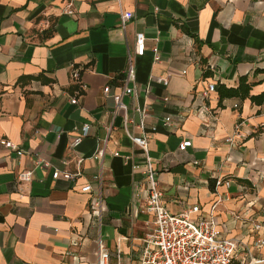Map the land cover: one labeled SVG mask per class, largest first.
I'll return each mask as SVG.
<instances>
[{
  "label": "crops",
  "instance_id": "crops-1",
  "mask_svg": "<svg viewBox=\"0 0 264 264\" xmlns=\"http://www.w3.org/2000/svg\"><path fill=\"white\" fill-rule=\"evenodd\" d=\"M120 10L133 13L124 29ZM137 32L145 35L139 55ZM128 49L135 67L128 86L136 95L123 101L134 123L140 107L146 128L155 127L149 155L165 205L172 212L194 203L207 210L221 196L215 221L228 235L246 233L235 214L264 224V101L226 97L219 105L217 91L219 84L235 87L242 75L254 82L250 94L264 91V0H120V6L116 0H0V139L24 151L18 156L0 144V264H95L98 235L113 263L134 262L152 215L141 211L144 194L135 198L143 177L132 165L142 164V151L123 132L121 112L112 115ZM38 74L47 81L34 79ZM156 76H167L168 84L151 79ZM210 82L216 90L203 96ZM111 122L99 225L91 194L80 187L96 186L100 166L92 155ZM83 123L88 134L69 148ZM130 129L140 132L134 124ZM228 136L234 143L224 141ZM182 140L191 141L185 150L178 149ZM37 157L49 165L35 167ZM78 158L79 177L52 178L54 168L74 172ZM24 170H32L29 181L18 180ZM217 177L223 183L211 191L208 180ZM245 239L251 244L253 235ZM252 251L264 257V247Z\"/></svg>",
  "mask_w": 264,
  "mask_h": 264
},
{
  "label": "built area",
  "instance_id": "built-area-1",
  "mask_svg": "<svg viewBox=\"0 0 264 264\" xmlns=\"http://www.w3.org/2000/svg\"><path fill=\"white\" fill-rule=\"evenodd\" d=\"M120 6V0H116ZM68 14L73 13L71 4L67 7ZM133 17L131 11L119 12V26L124 29L126 22ZM145 42V35L143 32H137L134 39V53L139 55L143 52ZM153 59L158 60V49L153 48ZM135 67L132 59L131 51L127 50V66L124 71L123 85L120 91L113 94L114 106L112 109L113 117L118 112H121V128L125 135L140 148L143 155V162L141 165L133 164L134 169L141 168L143 183L142 186L137 184L135 186L138 193L135 198H138L140 192L144 194V203L141 206L142 212H147L152 215V228L146 233L144 240L136 254L133 263L128 264H264V257H257L253 249L264 247V235L261 230L264 228L263 222L240 220L237 214L235 218L240 221V226L245 227L247 235H253L252 243L248 244L246 233L242 235H228L223 231L218 223L215 221V210L217 204L221 202L222 197L216 198L210 207L205 210L199 203L189 204L178 212H172L163 201V192L159 186L158 171L155 167V160L149 155L148 137L149 132L155 130V127L146 128L144 122L145 112L140 107L136 110L141 117L137 123H134L133 118L128 113V106L123 101L125 95H136L135 86L129 87L128 83L133 81ZM72 77L76 79L79 88L82 90L84 84L79 80V71L76 67L72 69ZM153 79L155 82L164 86L168 84L167 76H156ZM109 86H105L103 90L109 91ZM216 90V84L210 82L203 96L208 92ZM168 97H164L167 100ZM72 103L78 102V97L71 98ZM206 110V108H204ZM171 117L165 116L163 125H169ZM138 127L140 132L135 133L130 129V125ZM240 123H236L234 134H238ZM113 128L112 122L107 128V136L103 138L102 143L94 151L92 158L97 160L100 166V171L93 175V181L96 182L94 187L92 183L86 182L81 187L82 192L90 193L89 205L92 215L96 218L100 225L102 215L105 209V200L102 192V161L106 153V139L110 136ZM89 124L83 123L76 135L68 143L69 148L78 146L82 139L88 134ZM228 144H232L233 136L224 138ZM0 144L9 149H13L15 154L20 156L24 151L15 147L9 140L0 139ZM190 140H182L178 144L179 150H185L190 146ZM82 158L76 160V170L74 172L66 169L59 170L54 168L51 172L52 178L62 177L64 179H73L81 175L80 164ZM66 160L63 164H67ZM35 167L41 165L48 166L49 162L37 157L34 159ZM32 176V170H24L18 173V180L29 181ZM264 179V174L261 176ZM223 180L219 177L215 178V187L222 184ZM227 185L229 182H225ZM184 184L183 188H186ZM226 197V196H225ZM97 254L95 264H115L111 261V252L105 245L102 238L98 235L96 238ZM127 264V263H126Z\"/></svg>",
  "mask_w": 264,
  "mask_h": 264
},
{
  "label": "trees",
  "instance_id": "trees-1",
  "mask_svg": "<svg viewBox=\"0 0 264 264\" xmlns=\"http://www.w3.org/2000/svg\"><path fill=\"white\" fill-rule=\"evenodd\" d=\"M264 72L263 70H259ZM34 79H39L41 81H47L44 79L42 74H38L33 77ZM264 79V78H263ZM254 82L248 81L247 75H242L238 78V83L235 87H227L224 84H219L217 86V91L219 95V105H221V101L226 97H239L241 99L249 98L250 101L254 104L260 105L264 101V91L257 95L250 94V89ZM260 131H264V125L260 127ZM214 180H208V187L212 191L214 189Z\"/></svg>",
  "mask_w": 264,
  "mask_h": 264
}]
</instances>
